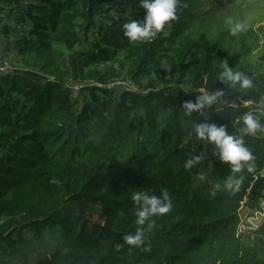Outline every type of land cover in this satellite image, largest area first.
Masks as SVG:
<instances>
[{"label": "trees", "instance_id": "trees-1", "mask_svg": "<svg viewBox=\"0 0 264 264\" xmlns=\"http://www.w3.org/2000/svg\"><path fill=\"white\" fill-rule=\"evenodd\" d=\"M179 5L178 19L141 43L123 29L143 19L139 0H0L2 52L14 55L0 74V264H264V218L238 230L241 205L264 191V131H239L249 111L264 123V71L242 70L251 89L221 82L222 63L234 69L240 54L193 37L200 0ZM216 90L207 122L242 136L257 170L213 196L231 169L193 132L205 117L182 106ZM194 155L204 159L185 170ZM162 189L172 211L144 226L142 246L126 245L137 227L131 194Z\"/></svg>", "mask_w": 264, "mask_h": 264}, {"label": "clouds", "instance_id": "clouds-1", "mask_svg": "<svg viewBox=\"0 0 264 264\" xmlns=\"http://www.w3.org/2000/svg\"><path fill=\"white\" fill-rule=\"evenodd\" d=\"M139 2L144 10L143 19L132 20L123 25L124 35L131 42L142 43L151 41L166 26L178 19L179 0H139ZM225 22L231 36H238L247 32L249 28L247 22L231 16L227 17ZM221 68L222 71L219 74L221 82H227L230 87H238L240 89H251L253 87L252 77L244 71L233 70L227 60L222 63ZM223 95L224 92L221 90L211 93L202 92L195 102L185 101L182 106L187 117L191 118L194 112L205 117V122L196 123L191 121L192 130L198 138L214 145L218 150L216 154L220 162L228 164L231 169L232 174L222 183H217L212 187L211 195L213 196L220 191L234 194L239 191L244 181V176L237 174L245 171L251 174L257 170L256 156L245 146L242 136L238 138L230 134L224 125L207 122L205 109L214 106ZM255 111H264V95L259 98ZM241 120L242 127L239 131L242 134L255 135L264 131V123L257 118L253 111L243 114ZM203 159V155L192 156V158L184 162L185 170L194 168ZM200 179H205L203 174H201ZM131 200L136 207L135 224L137 227L133 234L123 236V241L130 247L139 248L144 244V226L151 227L155 223L153 217H160L170 213L173 204L167 189H162L159 196L150 195L148 191H135L131 194Z\"/></svg>", "mask_w": 264, "mask_h": 264}, {"label": "rangeland", "instance_id": "rangeland-1", "mask_svg": "<svg viewBox=\"0 0 264 264\" xmlns=\"http://www.w3.org/2000/svg\"><path fill=\"white\" fill-rule=\"evenodd\" d=\"M202 13L198 16L199 22L193 20L194 26L191 31L193 37L202 40L222 41L225 48L230 47L231 51L240 54V62L233 70H245L251 68L253 71L261 73L264 71V0H222L217 5L212 0H200ZM205 11H211L214 16ZM238 18L249 24L247 32L238 36H231L226 25L227 17ZM223 35L220 38V34ZM0 49L4 44L0 43ZM9 58L14 57L9 54ZM4 56H8L4 52ZM11 59V60H12ZM255 211L264 212V191L261 192L258 205L251 207L243 204L238 212L240 229L248 226H256L261 221L260 215ZM248 230H241V233Z\"/></svg>", "mask_w": 264, "mask_h": 264}, {"label": "built area", "instance_id": "built-area-1", "mask_svg": "<svg viewBox=\"0 0 264 264\" xmlns=\"http://www.w3.org/2000/svg\"><path fill=\"white\" fill-rule=\"evenodd\" d=\"M11 70H12V68H11V61L8 58H6L3 55V53L1 52V50H0V73L7 74ZM76 88H78V87H75V89ZM241 207H242V205H241ZM238 212H239V210H238ZM255 212H256L255 213L256 215H260V219L261 220L264 218V212H259V211H255ZM240 226H241V223L238 224V230H239V232H241V230H248V231L249 230H253V229H255L257 227V225H256V226H248L245 229H240Z\"/></svg>", "mask_w": 264, "mask_h": 264}, {"label": "water", "instance_id": "water-1", "mask_svg": "<svg viewBox=\"0 0 264 264\" xmlns=\"http://www.w3.org/2000/svg\"><path fill=\"white\" fill-rule=\"evenodd\" d=\"M262 181H263V176H261L260 178H258L255 181V183L251 187V190H250V193H249L250 195L253 194V192L256 190V188H258L261 185Z\"/></svg>", "mask_w": 264, "mask_h": 264}, {"label": "bare ground", "instance_id": "bare-ground-1", "mask_svg": "<svg viewBox=\"0 0 264 264\" xmlns=\"http://www.w3.org/2000/svg\"><path fill=\"white\" fill-rule=\"evenodd\" d=\"M1 50V52H2V49H0ZM3 53V52H2ZM3 55H4V53H3ZM6 58H8L7 56H5ZM9 59V58H8ZM0 74H2V73H0ZM4 75V74H3Z\"/></svg>", "mask_w": 264, "mask_h": 264}]
</instances>
